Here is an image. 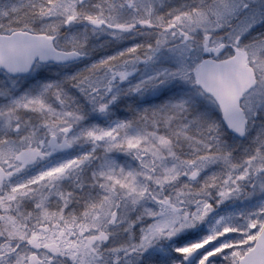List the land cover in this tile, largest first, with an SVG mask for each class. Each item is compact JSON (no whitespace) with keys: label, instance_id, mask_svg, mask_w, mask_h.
Segmentation results:
<instances>
[{"label":"snow or ice","instance_id":"obj_1","mask_svg":"<svg viewBox=\"0 0 264 264\" xmlns=\"http://www.w3.org/2000/svg\"><path fill=\"white\" fill-rule=\"evenodd\" d=\"M0 264H264V0H0Z\"/></svg>","mask_w":264,"mask_h":264}]
</instances>
